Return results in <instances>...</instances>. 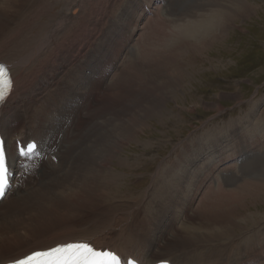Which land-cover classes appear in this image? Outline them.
Wrapping results in <instances>:
<instances>
[{
    "label": "rangeland",
    "instance_id": "1",
    "mask_svg": "<svg viewBox=\"0 0 264 264\" xmlns=\"http://www.w3.org/2000/svg\"><path fill=\"white\" fill-rule=\"evenodd\" d=\"M142 1L83 0L81 5L83 13L89 15L79 22L85 23L89 18L99 22L97 33L92 36L94 44L90 43L88 47L90 52L101 43L108 44L113 36L118 35L123 43L118 48L121 50L120 55L112 53L105 56L104 53V61L93 64L96 70L87 71V76H109L108 81L119 78L118 96L111 87L107 94L113 99V105L109 103L111 98L104 99L107 108L112 105L104 112V116L108 114L111 119L116 112L120 116V124H124L133 114L143 117L146 109L152 115L143 126H140L141 122L135 130L127 132L125 136L121 135V142L117 150H114L117 160L113 161L112 168L119 178L116 181L117 187L112 189L116 193L112 196L113 200L90 197L79 209L86 213L94 208L115 211L116 207H123L122 212L116 215L124 216L129 210L125 203L130 204L134 200L131 205L138 203V215L150 216L147 220L154 224L156 219L162 223L168 216H175V220L178 219L176 226L182 228L184 219L180 217L188 211L189 215L196 217L198 226L207 227L204 231L210 228L219 230L229 221L242 226L243 220H256L258 223L252 227L247 226L242 230H245L243 233L249 235L255 230L264 231V173L259 174L262 176L259 178L262 182L259 189L245 187L248 180L237 187L234 183L237 178L243 180L242 176L246 178L249 173L264 167V0H249L251 8L248 17L236 19L219 45L214 43L202 52L190 55L183 54L182 49L178 51L179 56L173 57L174 60L173 55L169 56L168 49L176 46L174 33L181 29L172 26V21L167 20L169 14L182 19L177 24H183V20L199 22L208 17L214 7H198L202 1L150 0L152 3L149 5L146 4L147 0L145 4ZM216 2L225 4L228 1ZM27 4L29 2L25 6ZM60 19L61 16L57 15L53 22ZM69 36L74 38L77 35L70 33ZM76 38L72 44L58 49L65 59L61 64L71 57L78 58L86 54L82 47L83 41L78 36ZM193 45L194 42L190 41V47ZM113 61L117 65L108 72L104 69V63ZM128 64L132 66L127 67ZM127 68L133 74L127 75ZM62 72L59 65L46 64L28 75L42 82L40 96L44 97L53 90L55 84L65 78V74L60 76ZM92 119L93 123L100 120L97 113ZM117 123L114 117L112 124ZM96 129L91 125L86 135H96ZM51 138L56 139L55 135H51ZM43 160L51 166L58 164L57 158H52L48 153ZM243 161L247 162V166H244ZM256 175L254 173L252 176ZM40 176H23L22 181L27 184L22 186L16 183L18 190L22 186L25 194L36 186L38 178H45ZM229 189L232 190L227 191ZM8 199L10 195L3 203ZM73 203L67 205L73 207L70 213L77 214L78 203ZM149 208V211L143 213ZM60 209L48 204L33 215L26 211L28 215L23 218L19 216L20 219L11 221L9 218L0 224V244L15 241L16 237L13 236L24 235L26 230L31 231L30 234L35 233L32 237L34 239L38 233L53 232L64 227L60 225L68 219L77 218L74 217L76 215H56ZM111 215L115 216V213ZM118 225L121 224H113L114 227ZM197 225L194 227L197 228ZM122 226L126 228V225ZM236 241L242 244L244 235L238 236ZM249 244L254 245L255 240ZM261 259L264 261V254H261Z\"/></svg>",
    "mask_w": 264,
    "mask_h": 264
},
{
    "label": "bare ground",
    "instance_id": "2",
    "mask_svg": "<svg viewBox=\"0 0 264 264\" xmlns=\"http://www.w3.org/2000/svg\"><path fill=\"white\" fill-rule=\"evenodd\" d=\"M189 1L192 3L202 1L198 7L206 5L208 9L214 7L219 10L213 8L209 11L210 15L202 18L203 20L199 22L183 20V24H177L182 20L181 18L177 19L176 15L169 14L167 20L172 21V26L181 29L174 33L176 46L168 49L169 56L173 55L172 59L174 56H179L178 51L182 49L183 54L190 55L193 52L200 53L214 43L219 45L225 34L233 27L234 21L248 17L251 8L249 0H226L228 2L225 4H218L216 0ZM28 2L29 4L25 6ZM82 2L83 0H0V63L11 69L15 88L11 103L0 114V136L5 141L6 155L10 161V174H14L15 177L13 182L15 186L9 189L3 200H0V224L8 221L9 218H11L9 221L23 218L28 215L26 211L33 215L48 204L61 208L60 213L56 215L77 217L73 220L68 219L60 225L64 227L53 232L41 235L38 233L34 239L32 237L35 233L30 234L29 230H26L24 235H14L15 241L0 244V264L13 262L33 250L59 243L81 241L90 242L97 248H107L121 255L135 257L141 264H155L165 260L172 264H264L261 259V254H264V238L260 237L264 236V231L255 230L249 235L243 233L245 230L242 231L247 226L258 225L256 220H243L242 226L229 221L219 230L210 228L209 231H204L203 229L207 227L198 226L196 217L189 215L187 211L180 217L184 219L182 228L176 226L178 219L175 220V216H168L162 223L156 219L154 224L147 220L150 216L138 215L140 213L138 203L131 205L134 200L130 201V204L125 203L129 210L124 216L116 215L122 212L123 207H116L115 211L94 208L95 211L81 212L79 206L87 203L86 200L90 197L110 200L113 195L115 196L116 193L112 192V189L117 187L116 181L119 175L112 168L113 161L117 160L114 150L119 146L122 136L135 130L141 122L140 126H143L152 115L146 109L143 117L133 114L124 124H120V116L116 112L111 119L108 118L107 113L104 116V112L113 105V99L107 95L108 90L111 87L112 91L116 92L115 95L119 93V78L115 77L116 79L108 81L109 76L103 78L95 74L87 76V71L94 72L96 65L93 64L102 61L105 56L112 53L120 55L121 50L118 48L123 43L118 39V35L113 36L108 44L101 43L96 50L90 52L88 47L90 43L94 44L92 36L97 33L99 22L97 20L93 22L90 18L86 19L85 23L78 21L89 15L83 13ZM141 3L145 4V0ZM151 3L150 0L146 2L147 5ZM160 6L159 4V8ZM155 8L156 6L153 11ZM57 15H60L61 19L54 23L53 19ZM70 33H76L83 41L82 47L86 54L78 58L68 57V61H63L61 64L65 59L59 54L58 49L72 44L77 39V36L71 39ZM190 41L194 42L191 47ZM46 64L59 65L63 71L60 76L64 74L66 76L53 86V90L41 97L42 82L30 77L28 73L38 71ZM131 64L127 67L132 66ZM115 65H117L116 61L106 62L104 69L109 72L113 67L115 68ZM127 69L129 70L127 75L133 74L131 69ZM109 98H111L109 103L112 105L107 108L108 104L104 105V99ZM95 113L100 119L98 123L95 122L96 124L92 122ZM114 117L118 121L117 125L112 124ZM91 125L97 128L96 135L91 133L86 135ZM51 135H55L56 139L53 140ZM17 142H24L22 147L30 142H35L37 145L34 153L28 156H32L27 164L28 172L23 167L24 157L18 154ZM47 153L52 158H57L58 164L51 166L44 161L43 157ZM244 166H247V162ZM254 173L258 175L252 176ZM262 173L264 167L249 173L246 178L242 176L243 180L237 178L234 182L235 187L248 180L245 187L260 188L262 182L259 178L262 176L259 174ZM38 174L45 178H38L36 186L23 194L22 186L27 184L22 181L23 176H38ZM16 183L22 185L19 190ZM230 190L232 189L227 191ZM159 191L162 192V189ZM8 195L10 199L4 204L3 201ZM73 198L76 200H72ZM27 200L31 202L28 203ZM71 202L78 203L77 214L70 213L73 207L67 204ZM149 210L150 208L143 213ZM112 213H115V216L111 215ZM112 223L121 225L114 227ZM122 224L126 225V228H123ZM194 225H197V228ZM242 234L244 242L237 243V237ZM252 238L255 244L251 246L249 243ZM203 244L213 247H204Z\"/></svg>",
    "mask_w": 264,
    "mask_h": 264
},
{
    "label": "snow or ice",
    "instance_id": "3",
    "mask_svg": "<svg viewBox=\"0 0 264 264\" xmlns=\"http://www.w3.org/2000/svg\"><path fill=\"white\" fill-rule=\"evenodd\" d=\"M14 80L10 70L0 63V111L12 100ZM37 145L29 143L18 148L19 155L28 157ZM10 169L6 155L5 141L0 139V200L10 187ZM13 264H138L135 257L121 255L113 250L97 248L90 242H65L44 249L33 250L13 261Z\"/></svg>",
    "mask_w": 264,
    "mask_h": 264
}]
</instances>
